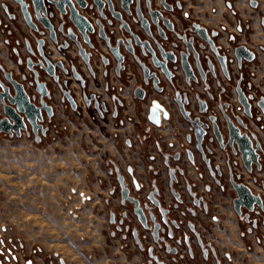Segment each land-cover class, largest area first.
<instances>
[{"label":"flooded vegetation","instance_id":"1","mask_svg":"<svg viewBox=\"0 0 264 264\" xmlns=\"http://www.w3.org/2000/svg\"><path fill=\"white\" fill-rule=\"evenodd\" d=\"M54 1L57 2L58 0ZM80 1L84 6L70 0L79 22L91 24L97 31L99 29L97 23H99L106 35L113 32L112 41L130 39L133 48L130 47L134 49L140 62H137L135 56L120 47V53L123 57L120 64L122 68L116 73L118 63L109 54L101 39L96 35L92 37L91 41H94L97 49L91 50L78 36V40L86 48L85 55L91 54L90 71L78 56V49L74 42L67 40L58 33V44L54 46L49 40L48 32L44 31L41 26H39L38 32L30 30L14 0H0V27L8 29L21 22L26 29V33L19 39H15L11 30L7 32L8 40L6 43L13 41L12 50L17 62L19 59L25 62L27 58L31 57L26 52V42L34 52L31 57L32 60L36 61L38 59L37 41L43 40L45 51H51L47 57L53 63L63 62L67 70L66 74L58 71L60 86L51 83L48 78H44L49 83L48 89H52V99L48 104L53 109L51 122L45 121L44 124L48 127L46 137L61 106L68 107L74 114L81 108L92 107L100 118H103L111 110L110 114L114 118L120 117L118 122L120 128H123L126 123H131L134 130L144 128L146 132L142 136H136L139 144L144 143L155 128L161 127L163 123H167L177 114L184 125V133L179 137L180 144H171L165 147L158 141L157 136L151 134L150 162L155 164L157 161L159 164L158 166L151 165L152 175L150 179L139 181L134 176L132 168L129 167L124 172L113 161L108 160L106 162L116 185L112 194L118 198L116 211L110 214V223L114 226L112 237L117 235L124 245L132 243L144 256L143 264H184L186 260L193 258V246L199 249L205 258L209 255L213 256L215 264H223L222 262L233 264L234 259L230 255L219 256L212 243L205 239L211 232L213 225L220 221L219 211L212 210L208 201L207 195L211 192V185H206L200 192L198 183H190L186 178V173L187 165H190L197 171L198 180L201 181L207 174L211 183L224 196L228 197L232 209L240 221L242 237L257 227V217L264 215L260 209L255 208L252 213H248L245 208H240V215L234 210V200L237 199V193L233 185H242L247 189L249 188L254 194L260 195L264 205V185L256 178V174L261 173L264 168V142L260 135L264 131V95L260 94L259 83L256 81L257 73L263 70V64L260 60H264V45H249L253 34L251 21L249 19L243 20L236 9L239 0H223L224 8L234 19V33H228V28L223 25L218 29L208 30L193 19L192 11L185 9L186 4L180 0H130L131 3L126 10L122 8L121 0H109L111 11L118 14L117 16L121 19L120 22L111 19V13L103 0L101 2L104 3V6L101 9L93 5L92 0ZM261 2L264 0H246L248 8L252 11H258ZM47 7V13L53 14L51 22L55 28L61 24H65L63 26L66 27L70 24L66 15L60 13V8L53 4H47ZM61 8L62 11L65 10L68 13L66 6ZM109 20L112 21L111 25H108ZM260 25L264 29V15L260 16ZM196 32H203L206 40L201 39ZM129 34L136 38L137 43L145 42L148 44L157 62L164 64L165 73L153 65L150 55L141 56L139 49L134 46L135 40ZM220 41L222 43H219ZM65 42L68 48L66 50L59 49L60 46H64ZM187 47L193 51H189ZM238 48L250 52L253 55V60L248 62L241 58L239 62L235 55ZM161 53L168 54V58L164 59V62ZM182 57L192 72L191 77H188L184 71ZM219 58L225 65L226 75L222 70ZM17 62L18 74L14 75L12 72H7L0 66V77H3L5 73L13 75L23 85L28 96L34 97L33 103L39 105L40 95L34 91V87L28 85L29 80H32L31 73L24 65L20 67ZM141 64L149 69V75L155 73L158 80L155 86H153V79H148L147 83L144 82ZM84 71L92 78L96 77L98 73H101L104 78L113 74L121 86L117 91L121 93L127 91L128 97L110 94V108L107 102L101 101L95 94L84 92L86 86L83 77ZM21 76H25V80H22ZM260 84L264 86V80ZM136 89L142 91L141 99L134 95ZM237 89L242 92L245 98L251 97L248 100L251 109L250 118L244 115L242 107L238 104ZM106 91H109L108 87ZM62 92H68L72 97L75 110H72ZM91 96L94 98L91 99ZM95 103L98 104L97 108L94 107ZM153 103H156L157 106H154ZM132 107L135 109V114L133 119H129L128 110ZM203 107L205 109L200 113L199 109ZM152 108L157 113V125L149 120ZM224 114L229 117L235 127H238L235 120L238 118L243 125V128L239 127L240 135H246L248 138L255 137V142L257 141L261 145L263 155H260L259 158L260 171L253 168L252 172L248 173V168L244 166L241 155L236 152L235 146L227 145L229 136L227 124L223 118ZM209 117L215 118L214 124L217 126L221 138L220 142L213 133ZM194 119H198L202 125L207 126L199 149L189 122L194 121ZM4 136L8 137L7 135ZM46 137H42L41 141ZM8 138L18 139L15 137ZM28 138L34 141L32 134ZM127 142L130 145L132 140L128 138ZM197 156L200 159V165H197ZM115 168L124 178V184L130 189L129 196L139 202L149 229L142 227L137 216L133 213L132 204L128 202H125L124 205L121 204L120 187ZM163 174L166 175V181L163 180ZM252 185L258 187L257 192H254ZM154 192L156 194H153L152 197L160 203L162 211H168L163 218H166L169 223L172 238L167 237L168 229L165 226H162L158 231V241H154L152 237L153 223L149 220V214L155 217L154 223L162 219L158 210L147 199ZM145 205L148 206V209H145ZM173 221L176 222L177 228L170 225ZM133 230L136 231L137 241L133 235ZM161 239L163 242L160 241ZM165 243L169 246V252L166 251ZM149 249H151L150 253ZM173 250L174 253H172ZM0 264H15L10 243L6 244L2 240H0Z\"/></svg>","mask_w":264,"mask_h":264},{"label":"crops","instance_id":"2","mask_svg":"<svg viewBox=\"0 0 264 264\" xmlns=\"http://www.w3.org/2000/svg\"><path fill=\"white\" fill-rule=\"evenodd\" d=\"M180 1L186 4L185 9L192 11L193 19L208 30L223 25L228 28V33H234V19L224 8L223 0ZM236 9L243 20L251 21L253 34L249 45H264V29L260 25L264 2H261L258 11H252L246 0H239ZM10 30L15 39H19L26 29L21 22L8 29L0 27V66L16 75L18 67L12 50L13 41L6 43ZM260 61L263 70L257 73L256 81L260 94L264 95V86L260 84L264 80V60ZM83 73L86 84L84 92L95 94L101 101L107 102L110 108V94L128 97L127 91H117L121 86L113 74L104 78L98 73L92 78L86 71ZM107 87L109 91H106ZM110 112L100 118L92 107L81 108L74 114L68 107L61 106L48 136L39 144L26 136L9 139L0 134L10 141H23L27 146L23 147L22 143V147L11 149V153L5 156H10L14 161L18 159L21 164V206H31L29 208L32 209L24 213L27 217L36 216L34 219L42 222L43 228L37 231L40 237L54 239L48 243L51 253L35 252L31 246L17 250L13 241L9 240L15 264H49L47 255L53 264L144 263V256L132 243L124 245L117 235L112 237L114 226L110 223V214L116 211L118 198L112 194L116 185L106 162L113 161L124 172L130 167L137 180H148L152 175L151 165L159 164L157 161L155 164L150 162L151 134L157 136L165 147L180 144L179 137L184 133V125L175 114L170 121L155 128L144 143L139 144L136 136H142L146 132L144 128L134 130L131 123L120 128V117L114 118ZM128 113V118L133 119L135 109L130 108ZM260 135L264 142V131ZM128 138L132 140L130 145L127 144ZM196 162L200 165L198 156ZM197 174L193 167L187 165L186 178L190 183H198L200 192L206 185H211L208 201L212 210L219 211L220 217L219 223L214 224L205 237L206 241L212 243L219 256L230 255L234 259L233 264H264V215L257 217V227L242 237L240 221L228 197L211 183L207 174L201 181ZM162 177L166 181V175ZM256 178L264 185V168L256 174ZM252 189L258 191L254 185ZM51 222L56 228L45 229V224ZM61 238L62 241H57ZM192 249L193 258L184 264H215L213 256L205 258L199 249L194 246Z\"/></svg>","mask_w":264,"mask_h":264},{"label":"water","instance_id":"3","mask_svg":"<svg viewBox=\"0 0 264 264\" xmlns=\"http://www.w3.org/2000/svg\"><path fill=\"white\" fill-rule=\"evenodd\" d=\"M106 2L108 11L111 13V19L113 21H119L120 17H118L116 13H112L111 11V3L109 0H103ZM14 2L19 7V12L26 23V25L30 28L33 32H38L39 26H41L44 31H47L49 34V40L51 43L56 46L58 44L57 34L60 33L64 38L70 40L75 43L78 49V56L84 61L88 69L91 71V66L89 64V60L91 58V54L85 55V46L80 43L78 40V36H80L83 40V43L91 50H96V44L92 39L93 36H97L99 39L103 41L105 44L109 54L117 61V69L116 73H118L120 64L123 61V57L120 53V47L124 48L129 54L135 56V60L140 62L138 55H135L134 49H132V43L130 39H118L116 41H112L111 35L113 32H110V35H106L103 32L102 26L97 23L99 29L98 31L88 23H80L78 17L76 16L73 5L71 4L70 0H58L57 2L54 0H14ZM78 5L84 6V4L80 0H74ZM93 5L97 6L98 9H101L104 6V3L101 0H92ZM122 8L127 9V6L131 3L130 0H121ZM47 4H53L55 7L60 8V13L65 14L69 25L63 26L65 24H61L58 28H55L52 24L51 20L53 19L52 13H47ZM62 6H66L68 9V13L66 11H62ZM112 21H108V25H111ZM143 29V26L141 25ZM145 31L147 29L145 28ZM198 36L206 40L204 37L203 32H196ZM43 34V32H40ZM130 35V34H129ZM130 37L135 40L134 46L138 48L141 56L147 57L148 55L151 56L152 63L155 67L160 68L163 73H165L164 64L157 62L154 53L149 49L147 43H137L136 38ZM212 45L210 42H208ZM132 48H131V47ZM45 43L43 40L37 41V56L38 59L36 61L32 60V56L34 52L32 51L28 42L25 43L26 52L31 56L23 62L22 59H19L17 64L21 67L24 65L26 69L31 73L32 80H29L28 85L34 87V91L40 95V102L39 105H35L33 103L34 97H29L28 94L25 92L23 85L18 81V79L14 78L13 75L9 73L3 74V77H0V111L2 116L0 117V133L7 135L10 138H21L23 135L30 136V134L34 137V142L39 144L42 137H46L48 133V127H46L45 121L48 123L51 122L53 118V109L48 104V102L52 99V89H48L47 81L44 79L45 77L48 78L51 83L60 86L59 75L58 71L62 72L63 74L67 73V70L64 66L63 62H55L53 63L47 56L51 53V51H45L44 49ZM68 45L64 44V46H60L59 49L66 50ZM189 51H193V49L187 47ZM213 49V48H212ZM237 60L240 62L241 58L250 62L253 60V55L250 52H246L243 48L236 49L235 52ZM161 58L164 62V59L168 58V54L164 55L161 53ZM174 60V59H171ZM219 62L221 63L222 70L226 75L225 65L223 61L219 58ZM24 63V64H23ZM106 63V61H105ZM182 65L184 71L188 77L192 76V72L185 62L184 58L182 57ZM143 75H144V82L147 83L148 79H153V86H155L158 82L155 73L149 75V69L144 67L141 64ZM199 69V68H198ZM74 72V70H72ZM22 80H25V76H21ZM168 79V78H167ZM63 96L70 104L72 110H75V104L72 97L69 95L68 92H62ZM134 95L138 98H142V91L140 89H136L134 91ZM238 95V104L242 107L244 115L248 118L251 117L250 112V105L248 100L251 97L245 98L242 92L237 89ZM94 97L91 96V99ZM89 105L88 102H86ZM154 106H157L156 103H153ZM94 107H98V104L95 103ZM205 107L200 108L199 111L202 113ZM182 110V108H181ZM223 118L227 124L228 130V142L227 145L236 148V152L241 155V160L244 163V166L248 168V173L252 172V169L255 168L257 171L261 170V165L259 163L260 155H263V150L261 145L256 141L255 137L248 138L246 135H240V128H243L241 121L236 118V123L238 127H235L233 122L230 121L229 117L225 114ZM149 120L154 125L158 124L157 113L154 108L151 109ZM189 120V119H188ZM209 121L212 123L213 133L216 136L217 140L220 142L221 138L218 133L217 126L214 124L215 118L209 117ZM190 125L194 131V137L197 141V148L199 149V145L202 141V137L205 134V129L207 128L206 125H202L198 119H194V121H189ZM235 152V151H234ZM177 158V156H175ZM115 174L117 177V181L120 187V195H121V204L124 205L125 202H128L133 205V213L137 216L139 222L141 223L144 229H149L146 225V218L142 208H140V204L137 200L133 197H130V189L124 184V178L119 174L118 170L115 168ZM170 175V172H169ZM171 176V175H170ZM234 189L237 193V199L234 200V210L235 212L240 215V208H245L248 213H252L255 208L260 209L261 212H264V205L260 195L254 194L249 188L242 185H233ZM156 194V192L150 194L147 199L150 203L158 210L159 214L162 216V219L154 223L155 217L149 214V220L153 223L152 229V237L154 241H158V231L162 226L167 227L168 229V238H172V233L169 228V223L166 218H163L164 214L168 213V211H162L160 203L156 201L152 195ZM145 209H148V206H144ZM170 225L177 228V224L175 221L171 222ZM133 235L136 238V231L133 230ZM163 242V239L160 240ZM166 251L169 252V246L165 243ZM151 249H149V253ZM175 251L173 250L172 253ZM161 264V263H159Z\"/></svg>","mask_w":264,"mask_h":264},{"label":"rangeland","instance_id":"4","mask_svg":"<svg viewBox=\"0 0 264 264\" xmlns=\"http://www.w3.org/2000/svg\"><path fill=\"white\" fill-rule=\"evenodd\" d=\"M22 143L23 141H10L0 136V240L6 244L12 240L17 250L31 246L35 252L51 253L48 243H52L54 239L40 237L37 231L43 228L42 222L35 220L36 216H26L24 212L28 209L31 212V206L30 208L21 206V164L18 159L14 161L10 156L8 158L5 156L6 153H11V149L22 147ZM23 147L27 146L23 143ZM26 179L27 175L25 181ZM23 214L24 220L21 219ZM53 228L56 226L52 222L45 224V229ZM59 240L62 241V238L57 239ZM46 257L49 262H52L50 256Z\"/></svg>","mask_w":264,"mask_h":264},{"label":"trees","instance_id":"5","mask_svg":"<svg viewBox=\"0 0 264 264\" xmlns=\"http://www.w3.org/2000/svg\"><path fill=\"white\" fill-rule=\"evenodd\" d=\"M50 264H53L52 262H50Z\"/></svg>","mask_w":264,"mask_h":264}]
</instances>
